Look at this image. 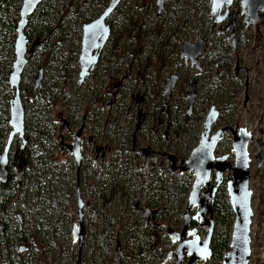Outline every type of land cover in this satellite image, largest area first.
I'll return each mask as SVG.
<instances>
[{
	"label": "rangeland",
	"instance_id": "1",
	"mask_svg": "<svg viewBox=\"0 0 264 264\" xmlns=\"http://www.w3.org/2000/svg\"><path fill=\"white\" fill-rule=\"evenodd\" d=\"M166 3L165 9L157 13V6L151 1L142 4L141 0H129V4H127L129 16L122 19V28L118 29L116 33L119 37V43L115 44L114 47L110 44L103 56H111L112 58L113 54L115 56L118 52L124 56L132 57L133 63L131 66H127V63L123 61L118 66L119 69L114 70L116 75L114 74L113 79L107 70H103L107 61L101 58L97 63V69L87 74L82 81L79 80V61L75 62L74 60L72 62L70 56L71 51L76 49L78 56L81 46V41L76 39L75 33L73 37L71 35L70 39L64 41L63 45L59 44L55 48L65 54V62H59L58 65L62 67L64 72L66 71L61 80L64 83H72V91L69 101L55 109V112L59 110V113L64 111L60 113V120L57 121L53 115L48 118L49 121H46L50 132L53 134L52 143H49L52 145V151L57 152L55 148L58 145L57 127L60 123V125L72 126L71 130H77L81 127V133L85 135L87 133L96 135L95 138L87 137L93 139V143L91 142L85 148L84 161L88 166H91L93 171L87 172L86 180L88 178L95 180L99 175L100 177L103 175L101 171L108 164V157L114 159L119 156L121 159L120 161L116 160L114 165L115 169H122L117 170L116 177L118 178L115 186L118 189H114L116 192L113 198L105 200L102 204L99 197L96 196V190L93 195L95 202L97 200L96 203L100 205H97L99 211L96 216L91 213L90 209L94 203L91 202V205L86 203L85 205L86 234L83 239L80 264H159L177 243L171 240L166 229L168 226L176 229L181 227L187 196H170L165 204L166 209L163 210L162 206L165 202H163L164 192L161 188L164 186L167 188L169 180H173V178L180 181V175L183 174H188L193 179L191 172L185 171L180 174L176 168L178 163H172L174 162L172 160L168 161L171 163L169 168L166 158L161 173H158L160 175L157 174L159 178L157 176L152 178L155 193L151 191V188L149 189L148 185L151 179L146 181L142 159L137 156L138 154L133 155L131 151L121 153L118 151L119 149L107 150V152L105 150L102 156L104 160H101V152L96 151L100 156L97 157L96 162L91 160V152H94L96 146H99L100 143L105 145L112 141L106 139L108 135L111 138L113 135H119L116 141L119 144L121 143V136L130 135L134 123L135 125L137 122L141 123V117L135 116V109L142 105L141 102L136 101V94L138 96L146 95L144 104H148L149 108L151 107L149 112L159 108L163 103H167L166 111L160 112V118L163 121L160 123L159 130L154 133L140 134L139 139L140 145L146 142L152 146L164 145L160 150H165L167 155L175 153L174 150L181 153V158L189 155L191 149L198 143V134L211 101L220 105L218 116L220 121L216 122L213 127L231 124L232 126L244 127L250 132L251 139L248 141L247 149L250 157L249 187L252 190L253 215L250 227L251 255L249 264H264V10H259V17L254 23L251 22L252 24L244 20L243 15L238 11L228 21L220 20L214 23L216 13L210 11V0H167ZM99 6V2L91 0L90 3H85L82 7L81 4L78 6V16L68 13L61 28L62 34L67 31V26H73L77 22L81 13L92 12L94 15L92 18H94ZM131 21H134L135 24L132 29ZM142 22L145 24L143 27ZM138 23H140L139 27H136ZM44 34L41 37H48L49 32L45 36ZM228 34L230 38H227ZM242 34L246 37L245 40ZM199 37L204 38L205 44H207L203 59L214 52L213 54L218 57L223 56L227 64V76L219 79L221 88L216 89L212 94L207 93V78L214 74V64L207 63V69L200 71L196 65L185 61L184 57L179 54V51L184 49L189 41L196 42ZM41 40L43 38L39 39V41ZM30 42L31 40L28 41V44ZM219 43L228 44L229 49L222 50L219 48ZM36 46L32 47V50ZM35 53L38 54V57L30 62L32 71L46 60L44 54ZM110 70L111 68L108 71ZM170 71L178 73L179 79L176 86L167 91L168 87L165 88V82ZM52 78V74L43 76V84H47V81L51 82ZM192 80L197 81L196 95L194 92L191 106L188 107L190 98L186 96L185 91L190 89V81ZM9 95L13 96V90H10ZM30 97L31 95H29ZM24 99L26 101V98ZM25 104L29 112L31 101H27ZM226 106L230 107L227 108ZM194 107H197L196 110ZM85 109L86 115L83 117ZM187 109L191 110L187 130L175 134L176 123L171 124V122L164 120L173 116L176 121L178 119L182 121ZM34 111L33 109L32 112ZM156 111L158 112L157 109ZM154 119L149 117L145 125L152 128L155 126ZM95 132L97 133L95 134ZM231 141L232 134L226 130L217 143L215 155L228 154V158L233 161L234 153ZM14 143L12 142L9 149L11 152ZM127 143L129 142L126 138L121 144L123 150L128 149ZM66 158L67 160H65ZM57 159L61 161L60 166L49 164V169L53 170L52 177L55 176L56 178L53 190L48 191V196L53 199H50V203L43 196L41 205L45 220L48 218V221H51L53 217L51 204L57 198L58 188H61V194L64 196L66 191H70V195L64 198L66 207V212L63 215L64 227L55 235V242H52L51 236L44 238L29 236L33 245L32 264H47L49 262L47 251L55 244L57 245L55 257L59 264H75L77 258L78 238L74 240L72 233L73 224L78 222L76 213L78 206L76 163L73 154H70L69 151L68 153H61ZM122 160H127L131 170L125 168ZM33 164L36 166L35 161ZM100 167L103 168L100 169ZM2 168L0 164V176L2 175ZM57 171H61L60 174ZM62 172L66 173L65 181L61 179L64 175ZM45 174L48 176V172ZM162 177H166L164 182L160 180ZM78 182L80 196L88 201L92 193L91 188L87 187L86 184L83 185L81 175H79ZM106 183L108 185L106 195L108 196L111 194L110 186L114 182L107 178ZM224 185L225 180L220 186ZM96 188H98L97 184ZM151 192L155 193L154 201H151ZM159 194L160 199L158 200ZM29 196H31V192H27L25 198L21 200L22 202L18 200L15 203L17 209H24L23 205L28 201ZM136 199L139 200L138 205L135 204ZM217 199L224 200V197L217 196ZM226 200L228 201L227 194ZM147 204L148 210L152 212V217L147 224H144L142 207ZM71 205L73 208L70 207ZM175 210L177 211L174 212ZM195 211L196 208L194 207L191 213ZM163 214L165 215L164 218L162 217ZM34 216H36L34 213H31L30 216L23 213L22 217L27 222V226L30 227ZM177 216L179 223L175 227L173 220ZM14 219L13 217V223H15ZM155 221L158 222L155 223ZM202 222L203 219L200 220L199 217H196L192 218L189 224V227L196 226L197 233L201 236L205 231V225L201 224ZM27 226L25 231L29 233L30 228ZM91 243L97 245L95 251ZM140 244L143 245L142 254L140 253V257L134 260V256L131 254L138 250ZM132 246L135 250L131 252ZM173 260L174 257H170L163 264H172ZM201 262V260H197L193 264H201ZM203 264L213 263L206 260Z\"/></svg>",
	"mask_w": 264,
	"mask_h": 264
},
{
	"label": "trees",
	"instance_id": "2",
	"mask_svg": "<svg viewBox=\"0 0 264 264\" xmlns=\"http://www.w3.org/2000/svg\"><path fill=\"white\" fill-rule=\"evenodd\" d=\"M22 0H0V128L1 136L5 137L7 134V124L9 118V82L8 75L12 69V61L14 59V41L16 36V24L19 18V9ZM104 0H96V2H101ZM91 0H42L35 11L29 15L28 23L25 27V33L29 40L37 42L40 38H43L44 44L41 48L40 53L46 57L48 61L51 62L50 74H53V78L47 81V85L42 89L39 96H36L31 100V108L29 114H33L32 119H27V135L28 139L33 140V149L28 147L30 140L26 144L25 153L27 158L32 157L31 154L34 150L35 155L32 161L36 162V166L33 164L28 168L27 174L24 176L21 184H17L18 181L15 179L14 173L6 176V179L0 180V264H32V241L29 240V236L32 237H49L51 236L52 242H55V235L59 233L63 227V215L66 212V207L64 204L65 196L70 195V191L65 192V196L61 194V188H58L56 197L51 204L53 217L51 221L45 220L44 213L42 212L43 196L47 202H50L51 196H48V191L53 190L55 184V176L52 177L53 170L48 168L49 164L60 166L61 161L57 159L62 152L57 149V152L52 151L53 148L50 147L52 132L48 128L47 119L55 113V109L64 103L69 101L70 92L72 91V83H64L61 80V74L63 71L58 69L59 62H65V54L60 50H56L59 44L63 45V42L70 39L71 35L75 33L76 39L81 41V28L82 23L92 19L93 13L86 12L81 13V17L77 20L73 26H67V31L62 34V25H64V20L70 15H79L78 6L85 3H90ZM78 9V12H77ZM61 29V31H60ZM60 31V33H59ZM49 32L48 37L45 36ZM45 33V34H44ZM45 37H41L43 35ZM243 39L246 37L242 34ZM222 48V43H219ZM79 55V54H78ZM55 56V57H54ZM72 62H78L77 49L71 51ZM55 62H53V61ZM215 81L214 77L207 78V82ZM216 100V98H214ZM226 105V104H225ZM37 106V107H35ZM229 108L230 106H226ZM197 107H194L196 110ZM35 110L32 112V110ZM57 111V110H56ZM189 116L186 114L183 116L182 121L179 119L176 121V133L179 131L185 132L187 130ZM97 132H95L96 134ZM114 137V135H113ZM107 140H112L107 142L108 145L113 146L115 149L121 144L115 142V138H111L109 135ZM31 143V142H30ZM116 145H115V144ZM36 149H35V148ZM120 151V149L118 150ZM64 153V152H63ZM122 153V152H121ZM181 155V153H180ZM112 156V155H111ZM116 157V156H115ZM181 157V156H180ZM120 161V157L112 158L108 157V166L111 169L115 161ZM58 162V163H57ZM116 170V169H115ZM112 168V172H115ZM45 172H48L45 174ZM60 174L61 171H57ZM111 181L117 182L116 176L118 173L112 174ZM62 180L65 181L66 173L62 172ZM81 175V174H80ZM114 176V178H113ZM158 178V175H157ZM149 183V189L154 191L152 176ZM180 181L173 178L169 180L168 187L164 186L161 188L163 193V199L165 202L163 210L166 209L165 204L170 196H182L188 195L189 189L191 187L192 176L189 177L188 174L180 175ZM162 182L166 180V177L160 178ZM20 185V187H19ZM115 187V186H114ZM27 192H31L28 201L23 205L24 209L16 207V202L21 201L27 195ZM155 192V191H154ZM150 193L151 201L155 199V193ZM46 193V195H44ZM160 196V195H159ZM158 196V200L160 199ZM217 196H223L224 200L217 199ZM185 200V199H184ZM22 202V201H21ZM70 207L73 208V205ZM18 211V212H17ZM69 211V210H68ZM175 210L174 212H176ZM23 213H27L28 216L31 213L36 214L32 217L33 221L29 226L27 222L23 220ZM214 213V231L211 238L210 247L212 250L211 257L209 260L213 264H221V259L223 252L228 248L230 231L233 221V211L226 200V190L225 185L220 186L219 190L216 192V197L213 205ZM15 218V223L12 219ZM163 218L165 215L163 214ZM31 218V217H30ZM179 217H175L173 220L174 226L177 227L179 223ZM29 227L30 232L26 233L25 228ZM93 250L95 251L97 245L91 243ZM22 246V249L20 247ZM26 246V248H24ZM142 244L138 245V252H141ZM55 244L52 248L48 249L47 255L49 256V262L47 264H59L55 257ZM63 252V251H62ZM134 260L138 257L137 254H133Z\"/></svg>",
	"mask_w": 264,
	"mask_h": 264
},
{
	"label": "water",
	"instance_id": "3",
	"mask_svg": "<svg viewBox=\"0 0 264 264\" xmlns=\"http://www.w3.org/2000/svg\"><path fill=\"white\" fill-rule=\"evenodd\" d=\"M41 1L22 0L20 4L19 18L15 28L14 59L12 61V69L8 75L10 88H14L9 108V122L12 129L2 153L3 156L7 153L9 143L15 133L17 131H19L20 135L23 133L24 108L19 95V81L21 72L27 61V55L31 51V48L27 46L29 39L25 33V27L28 23L29 15L35 11ZM210 2L211 11L216 13L214 20L216 23L227 15L228 8L233 0H210ZM115 3L112 0L99 16L89 22L83 23L81 46L78 55L80 65L79 80L89 72L90 68L95 66L98 55L97 48L104 43L110 31L109 25L105 23V17L113 9ZM240 3L246 9L252 21H255L259 17V10H264V0H240ZM203 42L204 38L199 37L196 42L189 41L184 49L191 45H200ZM175 75L173 74L172 76ZM170 84H172L171 81L168 86ZM188 96L190 98L188 107H190L194 96L193 88L191 92H188ZM218 113L219 110L216 104L212 102L205 114L198 143L191 149L189 155L180 159V164L178 165L180 172H191L193 180L186 198L181 227L176 229L168 226L166 229L171 240L177 243L174 249L170 250L166 258L159 264H163L170 257H174L172 264H193L197 260H201V264H203V262L211 257L212 250L210 243L214 227V198L224 180L228 203L233 211V221L228 248L223 252L221 264H249L251 251L250 225L253 210L251 205L252 190L249 187L250 157L247 145L251 139V134L244 127H233L230 124L219 126L211 132L212 124L216 121ZM227 129L232 133L233 161L228 158V154L215 155L217 143L222 133ZM80 132L81 127L74 133L76 139L73 142V146L63 143L62 140H60L58 145L61 152L69 151L73 154L77 168L76 191L78 206L76 213L78 222L73 224L72 231L74 240L78 238V253L75 264H80L81 262V250L85 235L82 219L83 200L80 196L78 182L82 157ZM148 149L151 150L150 147ZM152 154L154 157L159 155L155 152ZM194 207L196 211L191 213ZM196 217H199L200 220L203 219L201 223L205 225L203 236L197 233L196 226L189 227L191 219ZM20 249H22V246Z\"/></svg>",
	"mask_w": 264,
	"mask_h": 264
},
{
	"label": "flooded vegetation",
	"instance_id": "4",
	"mask_svg": "<svg viewBox=\"0 0 264 264\" xmlns=\"http://www.w3.org/2000/svg\"><path fill=\"white\" fill-rule=\"evenodd\" d=\"M111 1L112 0H104V1H102L100 6H99V8H98V11L95 13V15L96 14L97 15L94 18L99 16L105 10V8L109 5V3ZM113 1H115L116 3L114 5L113 9L105 17V23L108 24L109 28H110L109 35H108L107 39L104 41V43L102 45L98 46V48H97L98 55H97V60H96L95 66L93 68H90L89 72L87 73V74H89L93 70L97 69V67H98L97 63L100 61L101 58H104V60L107 61V65H106L105 68L103 67V70L104 71L107 70L108 74L111 75V77H112L111 79H113L115 77L114 76V74H115L114 70H118L119 69L118 66L121 63H123V61L127 63V66H129V65L131 66L132 63H133V58L132 57H130L128 55L124 56V54H121V53L119 54L118 52L116 53L115 56L113 54L112 58H111V56H109V57H104L103 56V53L105 52V50L108 48V46L110 44H111L112 47H114L115 44L119 43L118 42L119 37H118V35L116 33H117L118 29L122 28V19H125V17L129 16V14H128V6H127V4H129V0H113ZM141 1H142V4L145 3V2L148 3L150 1L152 3H154L157 6V9H156L157 13L161 12L162 10H164L165 7H166V4H167L166 3L167 0H141ZM236 6H238V7H236ZM210 11H211V4H210ZM236 11H238L240 14L243 15L244 20L249 21L250 23L251 22L252 23L255 22V21L250 20L246 9L241 5L240 0H233L232 4L228 8L227 15L221 20L222 21H225V20L228 21V19L230 17H232ZM94 18H92V19H90L88 21H85V22H89V21L93 20ZM214 20H215V17H214ZM85 22H83V23H85ZM83 23H82V27H83ZM139 24L140 23H138L136 25V27H139ZM131 25H132L131 29L133 27H135L134 21H131ZM144 25H145L144 22H142V27ZM235 26L236 25L234 24V27ZM109 36H112V37L110 38ZM81 38H82V28H81ZM227 38H230L229 34L227 35ZM43 44H44V40H41V41L38 40L37 42L35 41V43H34V41H31L27 45L29 48H31V51H30V54L27 55V61H26L25 65H24V67H23V70H22L21 76H20V81H19V95H20V99H21V104H22V106L24 108L23 133H22V135H20L19 131H17L15 133V135L13 136L12 140L9 143V147H8L7 153L4 154V156L2 155V153L4 152L5 146H6L7 142H8L9 133H10V131L12 129V126L10 125V122H9L10 114H9L8 124H7V127H8L7 134H6L5 137L1 136V131L2 130L0 128V164L3 167L2 168L3 171H2V175L0 176V180L1 179L2 180L6 179V176H9V174H12V172H13L14 176H15V179L18 181L17 184H21V182L24 179V176L27 174L28 168L31 165H33V161H32L33 159L32 158H34V155H35L34 150H33L32 154H31L32 157H30V158H27V154L25 153V150H26V144H27L28 140H30V142H31V143L29 142L28 147L33 149V146H34L32 138L28 139V135H27V127H28L27 119L31 118V120H34V119H32L34 113L32 114V116H31V113L29 114L28 109L26 108L25 102H27V101L30 102L31 100H33L34 97L39 96V94L41 93L42 89L47 85L45 83L43 84V81H44L43 80V76H46V75L50 74L51 62L46 59L44 62H41L40 65L36 66L34 71H32V64L30 63L33 59H37V57H38L37 55L38 54H36L35 52H39L40 53ZM35 46H36V48L34 50H32V47H35ZM206 48H207V44H205V39H204V42L202 44H200V45H197V44L196 45H191L188 48H186L184 50L182 49L181 51H179V54H181L184 57L185 61H188L190 64L196 65L198 67V70H200V71H204L205 69H207V67H208L207 63L214 64L215 72H214V74H211V77H214L216 83L214 81H211L210 83H208V88H207V93L212 94V92H215L216 89H220L221 88V85L219 83V79L223 78V77L225 78L227 76L226 75V66H227V64H226L225 60L223 59V56L218 57L217 55L213 54L214 52H212L209 57L206 56L207 57V58L205 57L206 59L205 58L203 59V56L206 53ZM219 48H221L220 45H219ZM37 49H40V50L36 51ZM221 49L224 50V51L228 50L229 49V45L228 44L224 45L222 43V48ZM33 54H35L36 56L35 55L33 56ZM110 68H111V70L108 71ZM58 69L60 71H63V73L61 74V77L64 78L66 71L64 72L62 67H60L59 65H58ZM87 74H85L83 76V78ZM173 74H176V73L170 71L169 74H168V79L165 82V88L167 89V87H168L167 91L168 90L170 91L171 89H173L176 86V84H177V80L179 79V74L178 73L176 74V78H175V76H172ZM83 78L81 79V81L83 80ZM193 79H196V78H193ZM114 81H112V82H114ZM170 81L172 82V84H170L168 86ZM8 82H9V79H8ZM9 87H10V85H9ZM196 87H197V81H195V80L190 81V89L189 90L186 89V91H185L186 96H188L187 94H188V92H191L192 88H193V90L195 92V95H196ZM10 90L14 91V88H12V89L10 88ZM28 94L31 95L30 98H29ZM11 97L12 96H10V98ZM10 98H9L8 110L10 108ZM24 98H26V101H25ZM135 99H136L137 102H141L142 103V105H139L135 109V116L137 115L138 117H141V119H140L141 123L139 124L137 122L136 125L134 123V126L130 130V135L129 136L128 135H125V136L123 135V136L120 137L121 144L123 143L124 139L125 140H126V138L128 139V142H129V143H127L128 149L127 150H123V148H122V146L120 144L118 146V148L115 147V150L120 149V152H122V153H126L127 151H131L132 152L131 154H133V155H137L138 154L137 156L138 157L140 156L141 159H142L141 162H142V165L144 166V172H145V175H146V181L147 180L149 181V178L151 176H152V178H154L155 176H157L158 173H161L160 171L162 170V167L165 165L164 162H165L166 158H167V162L171 161V159H173L174 162H172V163H175V164L178 163L176 165V168H178V165L180 164L181 157H180V153L177 152L176 150H174L175 153L167 155V152L165 150H160V148L164 147V145H161V144L152 146L151 144L146 142V143L140 145V142H139L140 134H144V133L149 134V132L154 133V132L158 131L159 128L161 127L160 123H161V121H163V119L160 118V112L162 110L166 111L167 103L165 102L159 108H156L158 110V112L156 111V109H154L151 112H149L151 107L149 108L148 104H146V105L144 104L145 101H146V95L145 94H143L141 96H138L136 94L135 95ZM212 102H214V101H211V103ZM219 106L220 105H218V104L216 105V107L218 108V110L220 112V107ZM35 107H37V106H35ZM30 108H31V106H30ZM190 111H191L190 109H187L185 114L187 116H190L189 115ZM63 112L64 111H60V113H63ZM167 112L169 114V109L168 108H167ZM60 113H59V110H57L54 114H52V116L54 115V118L58 121L61 118L60 117L61 116ZM83 115H84L83 117H85L86 109H85ZM218 116H219V113H218ZM218 116H217L216 121L212 124L211 132L216 130L219 126H222V125H219L217 127H213L216 122L220 121L218 119ZM149 117H151L152 119L155 118L154 119V121H155L154 125L155 126H153L152 128L150 126L148 127V126L145 125V122L147 121V119ZM157 118H159L158 121H157ZM164 121L165 122L168 121L169 123L171 122V124H172V123H175V118L172 116V118L164 120ZM138 124H139V126H138ZM223 125H227V124H223ZM63 126H65V125L64 124L60 125V123H58V127H57V138H58L57 141H58V145H59V142H60L59 140H62L63 143H65L67 145L71 144L73 146V142L76 139L75 134H74L76 129L75 130H71L72 126H68V125H66L65 127H63ZM136 126H138L137 129H135ZM236 126H233V127H236ZM201 129H202V127H201ZM201 129H200L199 134H198V140H199ZM227 130H229V129H227ZM174 132H175V134H177L176 131H174ZM230 133H231V131H230ZM79 135H80V138H81V148H80V150H81V153H82V157H81V165H80L81 166V173H80V169H79L78 178H79V175L81 174V182L83 183V185L86 184L87 187H90L91 191H92V193L89 196L88 201L84 200V198L81 196V198L83 200V217H82V219H83L84 231H85V234H86V229H85V224H84V217H85V211H84L85 209L84 208H85L86 203L88 205H91V202L94 203L93 205L90 206V209H91V213L96 216L98 211H99V207L98 206H100L99 204L96 203L97 200L95 202V196L93 195L94 193H96V190H97V195L96 196H98L99 199L101 200L102 204H104L103 202L105 200H111L113 198L114 193L116 192V190H114V189H118V188H117V186H115V183L112 184L110 186L111 187V194L108 195V196L106 195L107 194V186H108L107 183H106V180H107V178L109 180L112 177V175H109L108 172H112V168H114V163H113V166H112L111 169L109 168L108 164L104 168L100 167V169L103 168V170L101 171L103 175L101 177L99 175L95 180L94 179L89 180V178L86 180L87 172L93 171V169H91V166H88L85 163V161H84L85 148H87V145L89 146L91 144V142L93 143V139H90V138H95L96 135H94L92 133H87L85 135V134H83L81 132L79 133ZM118 136L119 135H116V136L113 137V138L116 139L115 142L118 140ZM87 137H90V138H87ZM52 139H53V137H51V143H52ZM12 142H15V143H14V145L12 147L13 151L11 152L9 149L11 148ZM58 145H57V149L59 150V146ZM50 147L52 148L51 144H50ZM148 147H150V149L152 151L149 150ZM105 150H106V152H107V150L108 151H112V150H114V148H113V146H110L108 144L104 145V144L100 143L99 146L95 147L94 152H91V156H92L91 160H92V162H96L97 161V157L100 156V154L98 152H96V151H100L101 152V160H104V158L102 156H103ZM153 152L158 153L159 155H156L154 157L153 154H152ZM64 153H66V152H64ZM70 154H72V153H70ZM147 154H148V156H147ZM73 158H74V156H73ZM65 160H67V158ZM122 161H123L122 162L123 165H125V168H127V170H131V167L128 166V164H127L128 163L127 160H122ZM107 163H108V161H107ZM115 163H116V161H115ZM168 166H169V168L171 167V163L170 162H168ZM48 168H49V165H48ZM118 169H122V168H116V170L114 168L115 172H112V174L118 173L117 172ZM178 172L181 174L179 168H178ZM158 175H160V174H158ZM105 178H106V180L104 181ZM117 178L118 177H116L115 179H117ZM158 178H159V176H158ZM76 179H77V174H76ZM211 181H213V180H211ZM96 184H97L98 188H96ZM19 187H20V185H19ZM76 195H77V191H76ZM138 201H139L138 199L135 200V204L136 205L139 204ZM148 202H149V200H148ZM77 204H78V200H77ZM147 207H148V204L144 205L142 207V220H143L144 224H147L149 222V219L152 217V212L150 210H148ZM157 222L158 221H155V223H157ZM131 249H132L131 252L135 250V249H133V246H132ZM142 249H143V245L141 246V250ZM138 250H136L135 253L133 252V254H135V255L137 254V256L140 257V253L141 252L137 253ZM133 254H131V255H133ZM138 257H137V259H138Z\"/></svg>",
	"mask_w": 264,
	"mask_h": 264
},
{
	"label": "built area",
	"instance_id": "5",
	"mask_svg": "<svg viewBox=\"0 0 264 264\" xmlns=\"http://www.w3.org/2000/svg\"><path fill=\"white\" fill-rule=\"evenodd\" d=\"M263 16H264V14H263ZM261 18V17H260ZM250 227H251V225H250ZM250 236H251V233H250ZM250 255H251V251H250ZM250 260V259H249Z\"/></svg>",
	"mask_w": 264,
	"mask_h": 264
},
{
	"label": "bare ground",
	"instance_id": "6",
	"mask_svg": "<svg viewBox=\"0 0 264 264\" xmlns=\"http://www.w3.org/2000/svg\"><path fill=\"white\" fill-rule=\"evenodd\" d=\"M253 223V222H252Z\"/></svg>",
	"mask_w": 264,
	"mask_h": 264
}]
</instances>
